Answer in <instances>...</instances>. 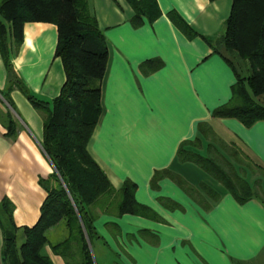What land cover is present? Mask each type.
<instances>
[{
	"label": "crops",
	"instance_id": "crops-1",
	"mask_svg": "<svg viewBox=\"0 0 264 264\" xmlns=\"http://www.w3.org/2000/svg\"><path fill=\"white\" fill-rule=\"evenodd\" d=\"M87 1L109 47L103 115L88 150L116 190L128 180L135 183V200L143 207L140 213H120L117 194L92 207L94 263L259 264L264 199L258 195L242 204L199 166L177 158L183 142L203 138L204 123L264 174V120L247 127L236 118L213 116L231 99L237 78L207 40L214 44L225 32L232 0H155L161 15L154 21L141 15L139 25L128 0ZM172 12L198 35L188 37ZM58 38L56 24L26 23L22 43H11L12 73L0 50V205L12 202L20 229L39 222L47 198L41 180L55 168L42 145L44 115L16 80L29 95L52 103L67 80L56 57ZM152 59L162 63L155 71L145 67ZM209 142L203 139L199 149L205 156ZM215 147L225 154L219 143ZM157 172L163 175L154 182ZM204 183L220 194L218 201L203 194ZM63 235L51 231L54 240ZM3 244L0 226V264ZM45 254L54 264H66L49 245Z\"/></svg>",
	"mask_w": 264,
	"mask_h": 264
},
{
	"label": "trees",
	"instance_id": "trees-1",
	"mask_svg": "<svg viewBox=\"0 0 264 264\" xmlns=\"http://www.w3.org/2000/svg\"><path fill=\"white\" fill-rule=\"evenodd\" d=\"M128 2L136 11V25L141 24V15H148L152 21L161 15L155 0ZM170 16L188 37L198 35L177 13L172 12ZM28 22H49L58 26L56 57L63 62L67 80L52 103L29 95L16 80L18 87L44 115L42 145L55 171L49 178L41 180L47 198L35 226L20 229L14 220L12 202L5 199L1 203L3 260L5 264H54L45 254V247L49 245L54 253L65 258L66 264H95L90 247L96 237L92 207L104 197L117 194L120 213H140L143 209L135 200V183L128 180L116 190L88 150L103 115L102 86L109 47L87 0H1L0 50L11 73V43H22L24 26ZM207 41L227 61L237 78L231 99L216 108L213 116L236 118L247 127L264 120V103L258 100L264 97V0H232L225 32L217 39V44ZM241 62L246 63L249 75L241 71L238 65ZM146 64L149 71L162 66L158 59ZM7 128L13 135L16 130L13 119L8 121ZM199 132L203 138L180 145L178 160L199 166L242 204L258 196L231 161L241 163V151L230 148L207 124H200ZM203 139L210 141L206 156L195 151V148L203 147ZM216 143L225 152L222 154L218 150L223 157L219 160L213 154V149H218L213 148ZM165 174L169 172L165 171ZM162 175L157 172L153 181ZM201 190L215 202L220 199V194L205 183ZM53 229L64 234L62 239L54 240Z\"/></svg>",
	"mask_w": 264,
	"mask_h": 264
},
{
	"label": "rangeland",
	"instance_id": "rangeland-1",
	"mask_svg": "<svg viewBox=\"0 0 264 264\" xmlns=\"http://www.w3.org/2000/svg\"><path fill=\"white\" fill-rule=\"evenodd\" d=\"M1 2V0H0ZM217 40L214 42V44H217ZM238 65L241 68V71L244 72L246 75H249L250 72L248 71V67L245 62H241ZM260 102L264 103V97L261 99H258ZM200 146L195 148V151L199 152ZM219 149L214 150L213 154L216 156V159L223 158L218 152ZM220 151V150H219ZM241 163H236L233 160V164L237 168L239 172H241L242 175L245 176V178L250 182V184L255 188V190L259 193V195L264 199V174L262 171L259 170L258 166L256 165H250L249 160L245 155H240ZM259 264H264V254L263 256L257 261Z\"/></svg>",
	"mask_w": 264,
	"mask_h": 264
}]
</instances>
